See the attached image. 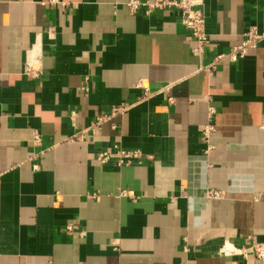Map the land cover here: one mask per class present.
I'll return each instance as SVG.
<instances>
[{
	"label": "crops",
	"instance_id": "1",
	"mask_svg": "<svg viewBox=\"0 0 264 264\" xmlns=\"http://www.w3.org/2000/svg\"><path fill=\"white\" fill-rule=\"evenodd\" d=\"M125 1L0 0V264H264L221 251L264 241V40L200 69L264 32V0H205L202 55L176 11ZM114 143L153 159L98 161Z\"/></svg>",
	"mask_w": 264,
	"mask_h": 264
},
{
	"label": "built area",
	"instance_id": "2",
	"mask_svg": "<svg viewBox=\"0 0 264 264\" xmlns=\"http://www.w3.org/2000/svg\"><path fill=\"white\" fill-rule=\"evenodd\" d=\"M205 0H126L125 4L131 13H137L141 9L145 10L147 15H151L156 11L174 10L180 17V23L187 28L193 37L195 38V45L192 49L195 55H202L205 50L211 45V37L206 30V14L204 11ZM264 40V32H261L257 26L251 25L243 33L242 41L238 44L232 45L227 51L218 52L214 60L208 65H201L200 69L207 70L209 73H214L218 69L220 63L224 61L236 62L237 60L244 58L251 49L256 48L261 41ZM26 72L34 77L41 74L40 69H35L31 64L26 66ZM137 87H143L145 96H150L152 93L142 83L139 82ZM169 87V86H168ZM166 87V88H168ZM158 92V91H157ZM135 103L123 102L120 104H114L111 106L107 113H104L83 131L76 133L71 139L82 140L85 137L86 132L92 134L102 129L104 124L111 119L125 115L129 112ZM215 108L211 106L209 108V121L203 129V135L205 136L208 149H211L210 136L215 130L213 122V115ZM74 114V113H72ZM74 118L72 117V120ZM116 126L113 125V128ZM42 140L40 133H35V141L39 144ZM95 157L101 163H115L118 166L141 164L146 160H152L153 155L146 154L144 151L138 148H127L120 143H114L108 148L98 150L95 153ZM121 195L131 197L132 194L128 190L120 191ZM225 196V191L216 188H209L206 190L205 199H220ZM134 197V196H133ZM68 231L73 230V225L66 226ZM222 253L227 255H243L244 257L254 254L258 259L264 261V241L253 242L250 246H238L232 242L226 241L221 249Z\"/></svg>",
	"mask_w": 264,
	"mask_h": 264
}]
</instances>
